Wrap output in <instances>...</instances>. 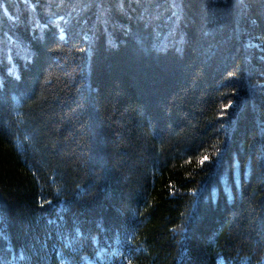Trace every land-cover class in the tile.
<instances>
[{"label":"trees","instance_id":"1","mask_svg":"<svg viewBox=\"0 0 264 264\" xmlns=\"http://www.w3.org/2000/svg\"><path fill=\"white\" fill-rule=\"evenodd\" d=\"M0 264H264V0H0Z\"/></svg>","mask_w":264,"mask_h":264},{"label":"snow or ice","instance_id":"2","mask_svg":"<svg viewBox=\"0 0 264 264\" xmlns=\"http://www.w3.org/2000/svg\"><path fill=\"white\" fill-rule=\"evenodd\" d=\"M209 159V157L207 155H204L203 158L201 159V163H203L204 161H207Z\"/></svg>","mask_w":264,"mask_h":264}]
</instances>
